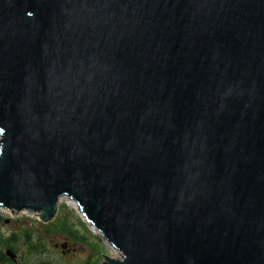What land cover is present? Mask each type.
Here are the masks:
<instances>
[{
	"label": "water",
	"instance_id": "95a60500",
	"mask_svg": "<svg viewBox=\"0 0 264 264\" xmlns=\"http://www.w3.org/2000/svg\"><path fill=\"white\" fill-rule=\"evenodd\" d=\"M64 198L102 264H264V0H0V211Z\"/></svg>",
	"mask_w": 264,
	"mask_h": 264
},
{
	"label": "rangeland",
	"instance_id": "374dc122",
	"mask_svg": "<svg viewBox=\"0 0 264 264\" xmlns=\"http://www.w3.org/2000/svg\"><path fill=\"white\" fill-rule=\"evenodd\" d=\"M7 250L16 255L13 264H102L104 256L121 255L65 200L48 223L34 214L0 211V252Z\"/></svg>",
	"mask_w": 264,
	"mask_h": 264
},
{
	"label": "trees",
	"instance_id": "16d2710c",
	"mask_svg": "<svg viewBox=\"0 0 264 264\" xmlns=\"http://www.w3.org/2000/svg\"><path fill=\"white\" fill-rule=\"evenodd\" d=\"M0 264H13V262L5 254L0 252Z\"/></svg>",
	"mask_w": 264,
	"mask_h": 264
},
{
	"label": "bare ground",
	"instance_id": "6f19581e",
	"mask_svg": "<svg viewBox=\"0 0 264 264\" xmlns=\"http://www.w3.org/2000/svg\"><path fill=\"white\" fill-rule=\"evenodd\" d=\"M67 201L70 205H72V206H74V207H78L77 206V204H76V202H74V201H71V200H69L68 198H64V199H62L60 202H62V201ZM79 210V209H78ZM91 226V228H93L94 229V227L92 226V225H90ZM95 230V229H94ZM96 231V230H95ZM97 232V231H96ZM97 233H99V232H97ZM100 234V233H99ZM101 235V234H100ZM110 246V245H109ZM110 248H112L111 246H110ZM114 248H112V250H113ZM115 250V249H114Z\"/></svg>",
	"mask_w": 264,
	"mask_h": 264
}]
</instances>
